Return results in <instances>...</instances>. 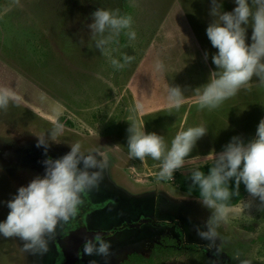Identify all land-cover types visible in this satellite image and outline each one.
<instances>
[{
  "label": "rangeland",
  "instance_id": "1",
  "mask_svg": "<svg viewBox=\"0 0 264 264\" xmlns=\"http://www.w3.org/2000/svg\"><path fill=\"white\" fill-rule=\"evenodd\" d=\"M218 2L222 11L236 6L235 0ZM211 6L212 0H0V90L13 95L8 107L0 109V221L6 219V202L18 188L44 175L45 159L60 158L79 143L85 154L107 157L99 187L83 199L95 207L87 214V228L107 232L103 238L111 245L108 258L82 252L79 264H121L132 253L153 254L156 264H211L203 256L208 257L207 250L218 264H264V208L258 198L248 193L239 204L226 207L227 218L217 228L224 242L216 255L196 232L214 209L179 188L193 167L175 171L172 180L161 179L158 169L143 176L128 166L120 148L125 130L131 125L141 128L124 82L158 34L178 32L175 53L192 51L204 58L202 63L211 64L212 71H219L212 62L217 49L206 34L215 19ZM99 8L131 16L136 38L129 39L124 30L105 52L99 51V37H92L88 27ZM245 27L250 44L251 23ZM125 55L134 59L123 68L114 67L112 60L124 63ZM217 112L218 130L231 135L217 145L224 147L235 136L247 143L264 119V82L253 77L250 88L225 100ZM173 127L164 129L162 136L172 137L177 130ZM39 138L49 142L47 153L37 146ZM73 226L69 221L66 228ZM23 243L0 236V264H57L51 240L42 254L25 252Z\"/></svg>",
  "mask_w": 264,
  "mask_h": 264
},
{
  "label": "clouds",
  "instance_id": "2",
  "mask_svg": "<svg viewBox=\"0 0 264 264\" xmlns=\"http://www.w3.org/2000/svg\"><path fill=\"white\" fill-rule=\"evenodd\" d=\"M235 4L232 11H222V4L212 0L210 15L215 19L208 25L206 34L211 45L217 49L212 55V62L219 71L211 73V79L198 93L197 103L201 109L217 108L242 88H250L253 77L264 82V0H251V3L249 0H235ZM132 23L131 16L99 8L92 13V23L88 27L92 37H99L95 39V47L103 53L113 38L124 30H127L129 39L136 38L135 31L131 30ZM250 23L253 31L248 44L245 26ZM106 32L109 35L105 36ZM133 59L125 55L124 63L113 59L112 64L123 68ZM157 68L161 69L162 65L158 64ZM11 99L12 93L7 89L0 90V109H6ZM183 103L181 88L169 87L168 107L178 109ZM207 131L205 126L189 127L178 132L171 147L166 148L160 135L146 133L144 128L131 125L127 146L134 159L143 162L146 157H151L159 161V177L170 180L174 178L175 171L184 167L186 158ZM48 145L49 142L39 138L37 146H43L45 153ZM107 163L106 154H85L79 143L71 145V150L60 158L45 159L44 175L36 176L26 186H20L14 197L6 202L10 211L6 219L0 221V236L24 241L25 252H46L58 226L75 218L84 203V195L99 187ZM191 180L200 189L201 203L214 209L203 228L196 226V232L209 241L207 248H215V254L219 255L220 244L224 241L217 228L227 218L223 202L232 196L229 182L234 180L237 193L243 183L249 195L258 198L264 208V119L259 122L253 139L245 143L241 137H233L223 151L215 154L208 173L193 170ZM110 249V242L99 233L86 239L83 245V253L90 256L108 258ZM241 264H249V261H241Z\"/></svg>",
  "mask_w": 264,
  "mask_h": 264
},
{
  "label": "crops",
  "instance_id": "3",
  "mask_svg": "<svg viewBox=\"0 0 264 264\" xmlns=\"http://www.w3.org/2000/svg\"><path fill=\"white\" fill-rule=\"evenodd\" d=\"M178 36L179 33L173 29L161 35L158 34L143 60L132 68L124 86L133 102V118L139 121L146 133L155 132L160 135L167 148L171 147V142L178 132L187 130L189 127L205 126L207 128V133L197 141L189 158H186L184 166L194 168V164L200 162H214L215 154L224 149L217 145L218 140H221L224 135H231L217 128L219 113L214 111H217L218 107L201 109L197 103L198 93L203 91V87L209 78L211 79L213 72L211 64L202 63L204 58L196 56L192 51L185 50V55L182 52L175 53L173 42ZM158 64L162 65L161 69L157 68ZM207 71H209V77ZM173 86H179L184 94V103L178 109L168 107V90ZM164 111H169V114L159 115ZM172 126H174L173 129L177 128L173 136L169 139L162 136L164 129ZM125 131L123 133L125 138L120 148L122 151L125 150L124 153L128 156V166L136 174H144L143 176H147L145 172L153 175L154 169L160 170V162L151 157H146L142 162L130 156L127 146L129 132Z\"/></svg>",
  "mask_w": 264,
  "mask_h": 264
},
{
  "label": "flooded vegetation",
  "instance_id": "4",
  "mask_svg": "<svg viewBox=\"0 0 264 264\" xmlns=\"http://www.w3.org/2000/svg\"><path fill=\"white\" fill-rule=\"evenodd\" d=\"M94 191L92 192L91 196H93ZM95 196V195H94ZM96 197V196H95ZM90 198V196H89ZM87 204L86 201H84L83 205ZM107 204V202L102 203L101 205L98 204L96 208L103 207ZM94 206L92 205V202H90L88 205H85L82 207V212L78 213V215L71 219L70 222L74 224L72 228H66V224H61L58 226L56 230L55 236L51 239L52 245L55 247L57 253V264H79L82 261V246L84 245V242H81L76 247V252L73 253V251H70L69 248L64 247L61 245L63 241L66 239V237L69 236L70 233H72L75 230H81L83 229L84 232H96L99 233L102 237L106 236L108 233L105 231H93L89 230L87 228L86 219L87 214L94 210ZM140 223L132 224L131 226H138ZM208 251V250H207ZM206 251V253H207ZM211 259V258H210Z\"/></svg>",
  "mask_w": 264,
  "mask_h": 264
},
{
  "label": "trees",
  "instance_id": "5",
  "mask_svg": "<svg viewBox=\"0 0 264 264\" xmlns=\"http://www.w3.org/2000/svg\"><path fill=\"white\" fill-rule=\"evenodd\" d=\"M213 163L214 162L209 163V164H203V165L192 168L186 174L184 179L181 181L180 186H179L180 190L190 195H193L197 198L202 199L198 185H194L192 183L191 173L193 170L199 169L200 171H203L205 174H207L209 169L213 166ZM228 186H229V190L232 192V196L230 197L229 200L223 202L225 204V207H231V206H235L239 204L248 194V192L246 191L245 185L243 183L240 184L238 193L235 189L234 180L230 181ZM152 255L153 254H151V256L149 255L146 257L142 254L132 253V254H129L125 258V260L121 262V264H156L153 260ZM203 256L206 260H208L212 264L213 262L212 259H209L208 257H206L205 254H203Z\"/></svg>",
  "mask_w": 264,
  "mask_h": 264
},
{
  "label": "water",
  "instance_id": "6",
  "mask_svg": "<svg viewBox=\"0 0 264 264\" xmlns=\"http://www.w3.org/2000/svg\"><path fill=\"white\" fill-rule=\"evenodd\" d=\"M97 234L96 232H84L83 229L81 230H75L72 233L69 234L68 237L61 243L62 246L67 247L70 249V251L76 252V247L81 242L85 241L86 239H90L94 237V235ZM207 256L213 260V264H218L217 258L207 251Z\"/></svg>",
  "mask_w": 264,
  "mask_h": 264
},
{
  "label": "built area",
  "instance_id": "7",
  "mask_svg": "<svg viewBox=\"0 0 264 264\" xmlns=\"http://www.w3.org/2000/svg\"><path fill=\"white\" fill-rule=\"evenodd\" d=\"M170 180H172V179H170Z\"/></svg>",
  "mask_w": 264,
  "mask_h": 264
}]
</instances>
